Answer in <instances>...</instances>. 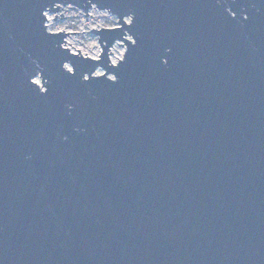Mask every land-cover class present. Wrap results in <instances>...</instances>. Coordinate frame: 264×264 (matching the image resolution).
<instances>
[{"label": "water", "instance_id": "1", "mask_svg": "<svg viewBox=\"0 0 264 264\" xmlns=\"http://www.w3.org/2000/svg\"><path fill=\"white\" fill-rule=\"evenodd\" d=\"M0 264H264V0H0Z\"/></svg>", "mask_w": 264, "mask_h": 264}, {"label": "rangeland", "instance_id": "2", "mask_svg": "<svg viewBox=\"0 0 264 264\" xmlns=\"http://www.w3.org/2000/svg\"><path fill=\"white\" fill-rule=\"evenodd\" d=\"M60 7L62 9H60L58 13H47V18L48 16L51 18L50 22L46 23L48 31L54 33L62 32L63 30L65 33L78 32L75 34H69L66 39L74 46V48L69 49L66 45H64V47L68 48L72 53L79 54V51L76 50H80L84 53L82 56L98 59L102 53V48L99 44L98 37L91 33V30L114 28L118 26V20L108 17L107 14L102 12H90L88 14L93 17L88 16L86 18V13L82 10H73L72 8H69L71 6L64 5H60ZM62 14L64 17L63 19L57 18V20H54L55 15L60 16ZM126 22L130 23V20L126 19ZM128 38L132 40L131 37ZM119 44L123 46H120ZM113 49L114 52L113 55L110 56V62L112 65H118L120 60L122 61L124 59L126 46L123 43H117L112 50ZM116 56H119L120 59L118 60ZM98 72L103 74L104 70L99 69ZM110 77L114 78L113 75H110ZM35 82L41 87V89H45L40 78H36Z\"/></svg>", "mask_w": 264, "mask_h": 264}, {"label": "bare ground", "instance_id": "3", "mask_svg": "<svg viewBox=\"0 0 264 264\" xmlns=\"http://www.w3.org/2000/svg\"><path fill=\"white\" fill-rule=\"evenodd\" d=\"M60 5H63V4H59V6H60ZM67 6H68V5H67ZM59 11H60V10H59ZM59 11H58V12H59ZM58 12H57V13H58ZM49 13H50V12H49ZM53 14H54V13H53ZM48 19L50 20L51 18L48 16ZM48 22H49V21H48ZM117 24H118V23H117ZM116 27H117V26H116ZM66 39H67V37L65 38V42H67V43H65L66 46H67L69 49H73L74 46H73L68 40H66ZM65 44H64V45H65ZM70 45H71V46H70ZM72 46H73V47H72ZM70 47H71V48H70ZM76 51H78V50H76ZM111 51H112V53H113V52H114V49H113V50L111 49ZM80 53H81V55H84V53H82L81 51H80ZM112 55H113V54H109V56H112ZM116 58H117L118 60L120 59L119 56H116ZM96 75L99 76V75H102V74H100V72H97Z\"/></svg>", "mask_w": 264, "mask_h": 264}, {"label": "built area", "instance_id": "4", "mask_svg": "<svg viewBox=\"0 0 264 264\" xmlns=\"http://www.w3.org/2000/svg\"><path fill=\"white\" fill-rule=\"evenodd\" d=\"M90 12H102V13H105V14H107L108 15V17H112V18H114V19H117L115 16H113L112 14H110L109 12H107V11H99V10H97L96 8H91L89 11H88V13H90ZM47 13L48 12H46V17H47ZM47 20L50 22V20L47 18ZM118 20V19H117ZM47 21V22H48ZM117 23H118V21H117ZM128 23V22H127ZM118 25V24H117ZM93 59H96V58H93Z\"/></svg>", "mask_w": 264, "mask_h": 264}, {"label": "clouds", "instance_id": "5", "mask_svg": "<svg viewBox=\"0 0 264 264\" xmlns=\"http://www.w3.org/2000/svg\"><path fill=\"white\" fill-rule=\"evenodd\" d=\"M246 16V15H245Z\"/></svg>", "mask_w": 264, "mask_h": 264}]
</instances>
